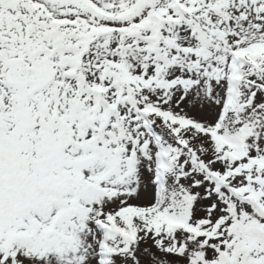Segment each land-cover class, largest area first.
Wrapping results in <instances>:
<instances>
[{"label": "snow or ice", "instance_id": "obj_1", "mask_svg": "<svg viewBox=\"0 0 264 264\" xmlns=\"http://www.w3.org/2000/svg\"><path fill=\"white\" fill-rule=\"evenodd\" d=\"M0 264H264V0H0Z\"/></svg>", "mask_w": 264, "mask_h": 264}]
</instances>
